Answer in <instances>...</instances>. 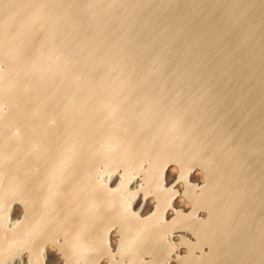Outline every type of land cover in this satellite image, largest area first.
<instances>
[{
	"label": "water",
	"instance_id": "1",
	"mask_svg": "<svg viewBox=\"0 0 264 264\" xmlns=\"http://www.w3.org/2000/svg\"><path fill=\"white\" fill-rule=\"evenodd\" d=\"M1 2L5 22L0 25V33L7 34L1 39L6 40L9 34L23 32L25 35L28 25L31 30L43 26L46 32L48 31L44 39L47 48L43 43L40 47V53L49 51L44 61L47 62V69L43 70L44 62L41 64L38 58L31 61L18 58L21 56V53H16L18 45L21 44L20 38L4 41L0 45V52L10 57L14 54L12 58L14 70H24L28 67L27 69H33L41 74V79L33 83L36 88L34 95L43 84L44 92L42 97L34 98L46 101L50 117L61 116L62 123L73 125L81 119L82 126H86L82 128L84 133L82 132L79 137L63 136L66 151L63 154L62 170L64 168L66 170L68 166L71 173L77 167V163L82 164L86 159L80 158L82 151L88 153L87 156L91 155L93 160L92 156L98 159L101 152L113 150L110 146L103 145L101 134L95 131H92V134L88 132L95 122L89 121L90 115L93 116V112L96 111L95 108L106 110V107L117 105L119 111L113 108L106 111L116 112L118 119L122 117L117 129L129 137L138 135L139 122L143 120L147 125V120L158 111L157 100L164 99L172 103L173 112L188 114L191 125L192 121L196 120L195 115H206L208 122L203 130V134L206 133L204 142L199 143L198 139L189 142L190 145H182L175 162L170 161L162 165L158 162L164 157V150H158L155 140L150 138L155 144L144 155L139 154L138 171L132 170L131 175L124 177L122 175L124 165L122 167L111 165L108 169L98 168V174L101 175L100 184L111 193L110 197H106L110 199L118 192L135 191L134 199H127L124 203H130L127 207L130 215L139 213L145 219L154 211L152 194L145 192L146 185L141 177L148 172L150 165L156 163L151 190L166 179L164 185L170 184L163 190L174 192L176 188L180 189L182 186L174 178L180 175L182 160L204 154L208 158L207 162L212 172L226 176L234 183L241 172L249 168L254 172L252 177L255 180L252 186L254 192L250 195L251 206L254 208L236 209L246 213L253 212L255 207H258V210L250 215L251 221H258L256 218L258 219L259 211L264 210V175L260 173L264 172V159L256 156L264 147V4L262 7L259 5L264 0H1ZM45 2L48 4L55 2L52 9L56 11L49 16L46 12L48 9L43 7L45 4H40ZM26 13L29 14L25 15ZM43 15L48 17L45 18ZM152 15L157 17L153 27L147 23L149 16ZM29 19L31 22L26 26ZM138 28L141 32H138ZM75 40H79L81 47L77 57L70 52L74 48ZM38 45L33 48L32 54L35 55ZM54 45L62 46L61 53L50 52ZM69 56L74 58L72 62L68 60ZM15 78L14 85H17L15 93L19 98H25L22 83L26 80L27 74ZM161 81H164L162 86ZM205 83L214 84L212 85L214 89L210 88L208 94L199 97L195 106L193 102H196L194 98L197 88ZM6 90L7 88L3 90L4 94ZM226 90L234 92L229 94ZM210 91L213 93L209 94ZM249 91L253 93L254 98H251V102L245 107L238 103L217 105L215 101L208 106L203 103L209 96L213 99H218L219 96L230 98L235 93L245 95ZM189 103L191 105L183 108V112L174 108V104L185 106ZM129 111H138L135 119L129 117L125 120L123 113ZM182 116L178 119H183ZM144 129L147 134V128ZM252 130L255 140L248 138ZM92 148L95 150L94 154L91 153ZM246 148L249 150L248 162L242 163L241 152ZM144 159H148L147 165L142 161ZM79 160L81 161L78 162ZM179 161L180 165L177 167ZM215 166L217 170L214 169ZM187 174L191 180L196 182L202 180L200 176L203 172L199 168H193ZM236 191L239 193L237 188ZM248 192L251 193L249 190ZM103 194L106 195V192ZM176 200L177 206L190 207L183 197L178 196ZM248 202L249 200L241 206H246ZM122 205L120 202L113 204ZM82 208L83 220L81 227L73 233L74 241L87 237L84 233V227L88 223L86 214L91 216L98 210L90 201ZM20 211L18 203L15 202L11 207L10 216H13L14 220L19 218ZM203 214L205 215L204 212ZM223 217L225 218V215ZM101 228L98 226L95 231L99 232ZM104 237L115 241L117 237L115 228L106 230ZM212 242L214 244L207 242L206 248L214 252L211 245L216 243L213 240ZM66 245L70 246L68 243ZM71 247L76 258L84 255V251H79L74 245ZM47 250L56 254L55 258L60 259L59 264H64L65 261L55 246L48 244L44 247L46 259ZM100 255H94L93 259L101 257ZM29 257L28 250L22 249L18 256L3 264H28ZM102 260L103 263L107 261L104 258ZM169 262L174 264L173 260ZM209 262L215 264L218 260L209 259Z\"/></svg>",
	"mask_w": 264,
	"mask_h": 264
},
{
	"label": "bare ground",
	"instance_id": "2",
	"mask_svg": "<svg viewBox=\"0 0 264 264\" xmlns=\"http://www.w3.org/2000/svg\"><path fill=\"white\" fill-rule=\"evenodd\" d=\"M55 2L40 3L45 4L43 7L48 9V16L56 11L52 9ZM263 4L264 2L259 3L261 7ZM2 6L3 2L0 0V25L5 22ZM27 14L29 13L25 15ZM30 22L31 19L26 22V26ZM156 22L157 17L149 16L147 23L150 26L153 27ZM138 32H141L140 28ZM4 35L7 34L1 32L0 39ZM47 35L45 27L39 26L36 30H31L28 25L25 35L23 32L9 34L6 40H0V45L4 41L20 38L21 44L18 45L16 53H21V56L18 58L23 61L38 58L42 64L46 55H49L48 50L40 53V47L42 43L45 46L44 39ZM73 44L74 48L70 52L77 57L81 52L79 40L73 41ZM37 45L34 55L33 48ZM61 50L62 46L54 45L50 52L61 53ZM13 57L14 54L10 57L0 52V264L18 256L22 249L28 250V264H59L60 259L55 258L53 251L47 250V259L44 257V247L48 244L60 251L64 264H102L103 258L107 260L103 264H169V260H173L174 264H210L209 259H217L215 264H264V210L259 211L256 222L251 221L250 215L254 214L258 207H255L253 212L243 213L237 210L240 207L246 210L254 208L251 206L250 195L254 192L252 186L255 180L252 178L254 172L249 167L247 171L237 175L234 183L226 176L212 172L208 158L204 154H198L189 160H182L180 175L174 177L182 184L181 188L166 192L163 188L170 184L164 185L166 179L151 190L156 166V163H153L148 172L142 176L140 174L146 185L145 192L151 193L154 201V211L145 219L139 213L130 215L127 209L130 203H124L127 199H134L135 191L118 192L116 196L108 199L111 193L100 184L101 175L98 174V168L108 169L111 165H124V177L132 173V170L138 171L139 154L144 155L155 144L150 138L155 140L158 150H164L165 155L159 160V164L175 162L182 145H190L198 139L199 143L204 142L206 133L203 134V130L208 122L206 115H195L196 120H193L191 125L188 114L173 112L172 103L160 99L157 100L158 111L147 120V125L142 120L138 124V135L128 137L117 129L122 117L118 119L116 112H107L111 108L119 111L117 105L106 107L107 111L104 108H95L93 116L91 114L89 117L90 122H95L92 127L88 126V132L101 134L103 145L110 146L113 150L106 149V152L100 153L98 159L92 156L93 160L91 155L87 156L88 153L82 151L80 158L84 157V160L86 157L85 161L82 164L77 163V167L75 164V170L70 173L68 166L66 170H62L63 154L66 151L63 136L79 137L84 133L82 128L86 126H82L81 119L73 125L62 123L61 116L50 117L46 101L35 100L42 97L44 92L43 84L34 95L36 88L33 83L41 79V74L27 69L28 67L24 70H14ZM73 59L72 56L68 58L71 62ZM46 69L47 62H44L43 70ZM26 74L27 78L22 83L25 98H19L15 93V77ZM163 84L164 81H161L160 85ZM212 85L214 84L205 83L198 86L194 98L196 102H193V105L196 106L198 98L208 94L210 88L214 89ZM5 88L7 90L4 94ZM226 92L231 94L234 91ZM211 93L213 92L210 91L209 94ZM252 94L250 91L245 95L235 93L230 98L219 96L218 99L209 96L205 100L207 102H201L207 106L217 101V105L238 103L245 107L251 102V98H254ZM190 105L174 104V108L183 112V108ZM123 115L125 120L129 117L135 119L138 111H129ZM181 116L183 119H178ZM95 123L97 124L93 127ZM144 128H147V134ZM130 129L132 131L131 127ZM248 138L256 139L253 130ZM91 153H95L93 148ZM256 156L264 159V147ZM248 158V148L243 149L240 157L242 163H247ZM147 160L142 161L147 165ZM179 165L180 161L177 167ZM193 168L202 170L201 181L190 179L187 172ZM214 169L217 170V167ZM260 173L264 175V172ZM105 192L106 195L103 194ZM178 196L183 197L190 207L177 206ZM248 200L246 206H241ZM87 201L94 203L98 210L91 216L86 214L88 223L84 227V233L87 237L74 241L73 233L81 227L82 207ZM135 201L136 199L133 202ZM15 202L19 205L21 217L14 220V217L10 216V210ZM118 202L123 205L113 206ZM98 226L102 227L99 232L95 231ZM112 228H115L117 233L115 241L104 237V232ZM212 240L216 243L211 245L214 252L206 248L207 242L214 244ZM73 245L79 251H84V255L76 258L71 250ZM99 247L101 248L98 249ZM96 254H101L103 258L98 256L93 259Z\"/></svg>",
	"mask_w": 264,
	"mask_h": 264
}]
</instances>
